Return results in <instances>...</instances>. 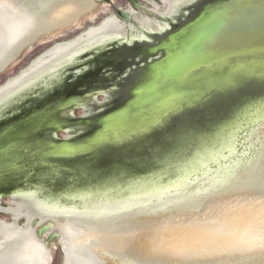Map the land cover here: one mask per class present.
Returning <instances> with one entry per match:
<instances>
[{
    "label": "rangeland",
    "instance_id": "rangeland-1",
    "mask_svg": "<svg viewBox=\"0 0 264 264\" xmlns=\"http://www.w3.org/2000/svg\"><path fill=\"white\" fill-rule=\"evenodd\" d=\"M110 1L125 11L136 10L134 20H140L144 30H152L145 25L146 15L139 18V12L147 14L151 0ZM134 1L141 7L135 8ZM215 1L159 0V8H153L166 24L159 34L139 36L134 22H127L134 26L128 31L125 23L117 21L107 39L117 38L65 49L45 63L56 45L69 43L114 17L113 6L100 1L78 23L43 36L19 58L7 61L14 48L18 55L23 41L40 33L41 23L56 7L71 3L82 12L89 0H0V144L6 143L0 150V264H28L25 256L31 239L51 264H240L212 259L184 263L150 255L130 242L122 249V234L114 237L110 232L114 217L122 214L138 215L142 222L177 219L186 213L203 215L217 201H228L264 183V88H255L264 76L253 75L244 86L228 90L229 95L224 91L216 95H222L220 100L209 105L215 110L201 109L206 102L170 114L153 136L136 144H97L78 157L55 158L46 153L51 144H84L91 139L106 114L131 100L129 94L146 64L159 58L142 59L141 49L161 46ZM170 9L174 13L166 17ZM156 19L160 18H151ZM46 53L37 63V72L20 77ZM98 89L104 92H91ZM231 95L235 99H227ZM71 96H79L82 102L58 110ZM230 100L232 105L224 104L228 108L221 106ZM43 114H49L56 125L27 128L28 141L12 146L25 137L10 131ZM60 121L67 126L58 132ZM233 123L238 128L230 133ZM43 226L51 229L39 236ZM144 228L147 225L127 236L133 240Z\"/></svg>",
    "mask_w": 264,
    "mask_h": 264
},
{
    "label": "water",
    "instance_id": "water-1",
    "mask_svg": "<svg viewBox=\"0 0 264 264\" xmlns=\"http://www.w3.org/2000/svg\"><path fill=\"white\" fill-rule=\"evenodd\" d=\"M103 1L113 6L120 20L132 21L139 27L128 11L115 7L110 0ZM131 4L139 8L140 2ZM146 13L163 20L150 10ZM151 54L159 58L147 63L140 82L132 89L128 106L106 114L99 122V130L86 143L51 144L46 153L55 158H68L88 154L97 144H136L153 136L170 114H179L206 102L208 104L201 109L215 110L217 107L209 105L220 100L222 95H216L244 86L245 80L253 75L264 76V0H217L177 33L171 34L167 42L154 48ZM261 81L255 82L256 89L264 88ZM227 99H235V95ZM80 100L79 96H71L58 106V110L69 109ZM233 103L234 100H230L221 106ZM237 124L230 126V133L237 130ZM54 125L56 121L49 114L30 119L24 126L10 131L19 138L25 137L12 146L28 141L27 128L50 129ZM66 126L60 121L56 129L61 132ZM5 144H0V150ZM1 154L3 152L0 157ZM49 228H40L39 236Z\"/></svg>",
    "mask_w": 264,
    "mask_h": 264
},
{
    "label": "bare ground",
    "instance_id": "bare-ground-1",
    "mask_svg": "<svg viewBox=\"0 0 264 264\" xmlns=\"http://www.w3.org/2000/svg\"><path fill=\"white\" fill-rule=\"evenodd\" d=\"M80 15L71 3L62 5L51 16L50 27L45 31H50L53 25L69 24ZM237 195L228 201H217L203 215L186 213L178 215L177 219L142 222L138 215L122 214L114 217L115 226L110 235L122 234L123 239L119 241L122 249L130 242L150 255L184 263L190 260L204 263L212 259L264 264V183ZM141 225H147V228L131 240L127 234ZM37 244L35 239L29 242L26 263L51 264L50 257Z\"/></svg>",
    "mask_w": 264,
    "mask_h": 264
},
{
    "label": "flooded vegetation",
    "instance_id": "flooded-vegetation-1",
    "mask_svg": "<svg viewBox=\"0 0 264 264\" xmlns=\"http://www.w3.org/2000/svg\"><path fill=\"white\" fill-rule=\"evenodd\" d=\"M100 1H102V0H96V1L95 0H89L87 8H85L82 12L79 11L80 7L78 8V7H76V5H74V8H75V10H77L81 14L80 17H82L83 15H89L94 10H96L97 7H98V3ZM156 1L159 2V0H156ZM162 1H163V3H167V0H162ZM158 2H155V1L151 0L150 3H149L150 4V9L149 10L152 13L161 16L159 14L158 10H155L153 8V7H156V6L158 7L159 6L158 5ZM208 5H210V4L208 3L206 6H208ZM58 8L59 7H56L54 10H56ZM52 11H51V14H52ZM127 11L130 14H132V16H133V14L135 13L136 10H134V9L131 8V9L127 10ZM136 13H137V11H136ZM173 13H174V11H171V9H170L168 11V14H167L166 17L171 16ZM144 15H146L145 19L147 18V20L145 21V25H147L149 28H151L152 29L151 31L144 30L141 27L140 20H139V23H138V26L139 27H134L133 25H128L127 22H124V21L120 20L116 16H114V17L111 16V17L107 18V20L106 19L103 20L102 22H104V23L99 28H97L98 26L93 27V28H90V30L88 31L87 34H84L83 36L79 37L76 41H73L71 43L69 42V43H64V44H58V45H56L52 50L49 51V53H51L50 59H45L44 62L46 63L48 61H51L52 58L53 59L54 58L56 59V58L60 57L65 52V49H71L72 47H80V46H83V45H88L90 43H93V42H96V41H99V40H104V39L110 40L112 38H117V37H112L110 39H107V38H109L111 36V30L117 24V21H122L123 23H125L126 26H127V30L128 31H130L131 30L130 27L133 26L135 33L136 32L139 33V36H141L140 34L144 35L143 32H148L149 34H159L160 33L159 31H163L166 28V24L164 22H162L161 20H157L156 19V22H154V21L151 20L152 17H149V15L142 14V13L139 12V18L144 19L143 18ZM51 16H50V18H51ZM80 17L77 20H72L69 24H64V25L69 26L70 24H73V23L75 24V22H77L80 19ZM50 18L49 17H45V20L40 25V29H39L40 33L37 31V34L35 36H29V38L25 39L23 41V43H22V52H20L18 55H16L18 50L16 48H14L13 51H12V53L10 54V56L7 58V61H9V60H13L14 61V59L15 58H19V56L26 49L30 48L32 45H35V44L39 43L42 40V37L43 36H47L48 34H51L54 31H59V30H61L63 28L64 25H58V26L57 25H55V26L53 25L50 28V31L48 30L49 32L48 31H45L47 28L50 27V25H49ZM29 34H27V35H29ZM127 37H131V35L128 33V36ZM118 38H121V37H118ZM156 47H159V46H156ZM156 47H153L150 50H144V48L141 49V51H140L141 54L140 55H141L142 59L145 58V60H146V59L151 58L152 50L154 48H156ZM47 53L40 60H38L33 66H31L29 69L25 70L21 74L20 77H22L23 79H25V78L29 77L32 73L37 72L40 69V64L38 65L37 63L39 61L43 60V58L45 56H47ZM146 66H147V64H146ZM144 72L145 71H143V73ZM91 92L92 93H97V94H102L104 92V90L103 89H98V90H92ZM131 94H132V90H131V92L129 94V98L131 97ZM81 102H82V99L79 102L75 103L73 106H78ZM120 106H128V102L122 103V105H120ZM0 207H1V205H0Z\"/></svg>",
    "mask_w": 264,
    "mask_h": 264
}]
</instances>
